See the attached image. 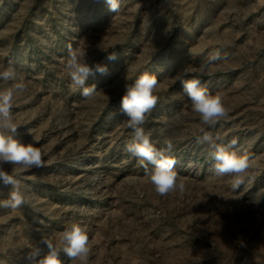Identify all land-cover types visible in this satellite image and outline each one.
<instances>
[{
    "label": "rangeland",
    "instance_id": "rangeland-1",
    "mask_svg": "<svg viewBox=\"0 0 264 264\" xmlns=\"http://www.w3.org/2000/svg\"><path fill=\"white\" fill-rule=\"evenodd\" d=\"M120 3L115 14L106 0H0V64L11 62L26 85L13 102L17 138H35L44 160L29 170L6 166L27 203L0 208V264H26L29 245L46 253L42 237L55 242L72 222L89 229L90 264H264V0ZM69 46L108 68L87 81L97 88L91 100L63 70ZM216 51L225 59L207 64ZM146 72L157 76L158 101L142 127L157 149L172 143L182 194L157 195L126 151L134 133L121 98ZM178 74L221 93L228 119L201 125L172 79ZM201 127L250 157L237 192L234 177L210 171V149L196 141ZM9 191L0 182V200Z\"/></svg>",
    "mask_w": 264,
    "mask_h": 264
},
{
    "label": "clouds",
    "instance_id": "clouds-1",
    "mask_svg": "<svg viewBox=\"0 0 264 264\" xmlns=\"http://www.w3.org/2000/svg\"><path fill=\"white\" fill-rule=\"evenodd\" d=\"M106 4L110 12L115 14L120 12V0H106ZM107 59L116 60V53L108 54ZM223 59L225 57L220 51L212 52L207 57V64ZM206 66L202 64L198 71L203 74ZM63 70L70 79V86L73 90H81V97L85 101L91 100L97 92L95 84L87 83L89 78L95 76L97 72L102 75L108 73L106 65L89 63L88 50L73 49L71 46L68 48ZM190 71L184 68L182 72L187 75ZM179 77L180 74L172 79L174 82L180 81L182 91L188 97L192 111L198 115L201 125L214 128L218 122L228 119L229 109L221 93L212 94L198 78ZM0 81L13 82L9 87L0 89V182L10 186L7 198L0 200V208L17 210L27 203L22 191L23 183L6 166L25 170L41 168L44 166L43 152L42 148L37 146L35 138L29 143L17 138L19 125L13 119V102L17 94L25 91L26 85L17 79V72L11 62L8 66L0 64ZM157 87V76L147 72L134 82L125 84L120 110L127 118L124 121L126 127L132 129L134 133L132 140L126 145V151L143 167L144 174L157 195L166 196L177 191L182 194L185 184L175 170L176 161L171 155L172 143L166 141V147L157 149L151 142L150 135L146 134L142 127L146 122V115L157 104L158 97L154 94ZM199 131L201 135L196 137L197 143L207 144L210 149L208 152L212 161L210 171L215 176L234 177L231 181V190L237 192L252 167L250 157L230 150L236 144V140L225 144L222 136L218 134L213 136L205 127H201ZM88 231L86 225L72 222L56 234L55 242L51 238L42 237L41 243L48 249L46 253L42 254L39 247L29 245L21 259L26 264H62L60 254L63 253L71 264H90L91 247Z\"/></svg>",
    "mask_w": 264,
    "mask_h": 264
}]
</instances>
